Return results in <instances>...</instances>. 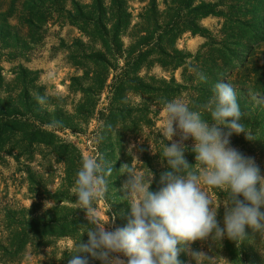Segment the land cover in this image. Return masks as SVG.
<instances>
[{
  "label": "trees",
  "instance_id": "obj_1",
  "mask_svg": "<svg viewBox=\"0 0 264 264\" xmlns=\"http://www.w3.org/2000/svg\"><path fill=\"white\" fill-rule=\"evenodd\" d=\"M162 4L160 9L157 0H148L133 22L126 0H0V166L9 160L16 163L32 200L25 207L0 197V264H20L27 254L41 255L42 264H67L72 250L60 252L59 257L54 250H44L55 247L61 238H69L73 247L81 238L87 240L86 212L76 203L74 191L84 157L54 128L68 127L78 133L81 124L95 118L98 125L90 141L95 155L114 162L111 184L126 183L122 166L129 165L146 177L152 173L150 190H158L160 175L169 169L162 156L163 137L154 128L153 118L165 101L182 98L211 122L203 105L213 96L217 82L228 83L225 73H231L239 61L244 40L252 45L248 53L254 58L243 71L241 83L233 88L246 131L254 140L233 134L230 145L253 158L264 176V0H162ZM208 15L222 21L221 40L199 26V20ZM64 26L75 29L76 35L67 42L58 37L52 49L63 52L65 62L79 72L69 78V90L80 94L72 114L37 84V71L19 64L6 80L1 67L2 59H26L27 52L42 46L50 27ZM186 31L205 36L203 52L192 56L176 48V40ZM255 48L259 51L254 52ZM156 66L171 75L152 74ZM177 69L180 81L173 75ZM201 73L205 82L199 80ZM66 113L65 123H54ZM100 129L101 136H95ZM105 134L108 139L102 146ZM164 143L170 145L167 140ZM192 147L184 153L190 165L196 163ZM55 180L58 185L51 191L48 186ZM207 191L223 226L226 193ZM120 192L117 196H122ZM49 202L52 205L39 216ZM246 233L242 244L208 238L209 256L222 257L224 264H264V236L247 228Z\"/></svg>",
  "mask_w": 264,
  "mask_h": 264
},
{
  "label": "clouds",
  "instance_id": "obj_2",
  "mask_svg": "<svg viewBox=\"0 0 264 264\" xmlns=\"http://www.w3.org/2000/svg\"><path fill=\"white\" fill-rule=\"evenodd\" d=\"M199 80L205 82L206 77L201 73ZM37 99L43 102L42 97ZM203 108L211 122L185 99L164 102L160 133L169 170L160 175L158 190L152 191V173L146 177L132 166H122L128 177L123 186L125 199L130 205V219L122 228L107 231L109 220L101 224L93 213L95 202L107 193L113 165L101 154L82 158L74 191L76 203L86 212L87 240L81 238L74 245L67 264H90V260L100 264H180V251L193 241L227 238L242 244L247 239L246 228L264 236V176L253 158L230 145L233 134L254 140L246 131L236 90L230 83L217 82ZM177 132L179 140L166 145L164 141H171ZM189 139L194 142V165L184 155V141ZM208 188L226 193L223 226ZM113 254H122L126 261ZM192 256L196 264H214V258L203 252Z\"/></svg>",
  "mask_w": 264,
  "mask_h": 264
},
{
  "label": "rangeland",
  "instance_id": "obj_3",
  "mask_svg": "<svg viewBox=\"0 0 264 264\" xmlns=\"http://www.w3.org/2000/svg\"><path fill=\"white\" fill-rule=\"evenodd\" d=\"M126 1L128 9L132 13L133 22H136L138 14L141 12L142 8L147 5L148 0ZM157 3L158 7L160 9H163L162 0H157ZM221 23V20L212 15L202 17L199 20V26L207 30L211 35H213L216 40H221L222 37V35L219 34ZM47 35L48 36L43 41L42 46L36 48L31 52H27L28 56L26 57V59L19 58L15 61H5L4 59H2L3 61H1V67L3 69V75L6 80L11 79V70L19 64L23 68H26L28 70L37 71V84L44 86L46 93L51 95L53 98H56L57 104H59L60 106L63 105V111L65 110L68 114H72V105H75L78 102L80 94L73 93L69 90V78L72 75L79 74V72L65 62V54L63 52L56 50L53 51L52 46L57 45L58 37H63L67 42L69 39L76 35V30L70 28L69 26H64L62 29H59L58 27H50L49 31L47 32ZM244 41L241 42L240 45L239 61L235 62V67L231 73H228L229 71L225 73V80L230 83L233 87H237L238 83H241L243 71L251 66L250 63L254 58L253 55L249 56L248 53L252 45H249L247 40ZM206 42L207 39L203 34L191 33L189 31H186L176 40L175 46L177 49L183 51L184 53L194 56L197 52H203V50H205V48H202V46ZM124 43H126L125 39ZM257 51H259L258 48H255L254 52ZM180 71V69H177L173 73L177 81H180ZM151 73L157 76L164 75L166 77L171 75L169 73H164L157 66L151 70ZM104 99L105 94L102 95L103 102H105ZM135 101H138V98H136ZM152 109L154 110L156 108L153 107ZM67 113L65 115H58L57 118H55L56 120L54 119V123H65L67 119H69V115ZM164 115L165 114L162 108L153 118L154 128H156V131L159 133L163 126ZM97 125V120L93 118L90 121H87V124L83 123L80 125L79 129H81L80 131L82 132H71L70 128L68 127H64L62 130H60V128L54 129L55 134L77 147L81 151L83 157H88L94 156L96 152L92 148L93 143H91L90 138L94 136L93 131L95 130ZM144 132L148 133L147 130H145ZM99 133H101V129L98 133H96L95 136H101L99 135ZM179 136L180 134L179 132H177V134L172 138L171 141H169V143L171 144L173 142H177L179 140ZM103 138L104 139H102V146H105L107 143L108 135H103ZM95 145L97 146V143H95ZM184 146H193L192 140L189 139L187 141H184ZM149 150H154L152 144L149 146ZM108 161L111 164L114 163L112 160ZM136 168L137 167H135V169ZM24 176V174L17 171V165L13 160H9L8 164L0 166V197H8L14 199L23 206L29 207L32 203V200L29 198L26 183L24 180H22ZM113 177L114 176L112 172L111 175L108 177V190L105 197L96 201L93 208V213L101 224L109 220V223L105 225V229L107 231H114L118 227L122 228L126 226L128 220L130 219L128 217L130 205L127 199H125L127 193L124 191V185H112L111 183L113 182ZM57 185L58 182L57 180H55L52 185L48 186V188L53 191L57 187ZM121 190L124 191V194L120 192ZM119 192L122 194V196H117ZM212 200L215 204L214 199ZM51 205V202L45 203L41 207L39 216H41V214ZM208 243L209 239H204L193 241L191 242V244L184 246V248L180 251L178 255V260L180 261V264H196L192 256V253L194 252H203L205 255L209 256V250L207 248ZM246 247L248 248V243ZM72 248L73 242L69 238H61L57 241L55 247L46 248L44 251L49 252L54 250L56 257H59L60 252L66 249L72 250ZM113 256L114 258L124 259L126 261V258L123 257L122 254H113ZM223 262L224 260L222 259V257L214 259V264H224ZM42 263L43 258L41 255L34 256L32 254H27L20 264Z\"/></svg>",
  "mask_w": 264,
  "mask_h": 264
}]
</instances>
